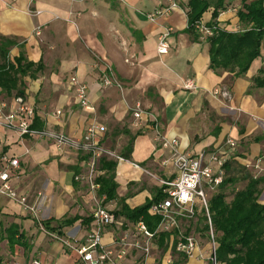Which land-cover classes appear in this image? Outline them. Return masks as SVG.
I'll list each match as a JSON object with an SVG mask.
<instances>
[{"label": "crops", "instance_id": "crops-1", "mask_svg": "<svg viewBox=\"0 0 264 264\" xmlns=\"http://www.w3.org/2000/svg\"><path fill=\"white\" fill-rule=\"evenodd\" d=\"M230 1L218 21L221 28L236 32L243 25ZM171 2L0 0V36L13 41L8 61L17 67V58L24 56L32 64L17 75L19 82L14 89L7 91L0 86L4 113L18 107L21 98L34 108L43 128L72 138L80 139L91 126H105L99 138L124 158L117 162L115 180L118 197L131 208L145 204L161 188L162 180L176 175L172 149L162 145L146 118L134 116L138 104L157 115L161 134L177 139L179 152L197 155L205 151L210 155L221 149L226 175L236 167L264 178V87L255 85V79L264 77L260 72L264 69V48L239 77L230 71H216L210 66L209 43L186 32L188 0L177 1V9L156 21L147 18L150 10ZM212 11L203 15V24L212 20ZM168 28H172L170 48L161 55L159 38ZM108 68L113 70L115 83L104 87ZM73 77L86 85L92 109L80 105ZM189 79L196 81V90L184 88ZM216 88L228 89L231 96H213ZM132 137V150L126 157ZM4 156L18 159L19 168L11 172L12 184L35 208V214L31 213L18 201L0 194L1 228L15 225L17 235H23L29 246L11 247L8 239L0 242L11 251L12 259L6 264L34 258L75 264L77 255L64 241L78 244L86 239L92 222L84 219L91 217L95 207L86 181L76 179L87 172L86 156L71 147L59 148L47 139L22 137L17 122L8 123L0 113V171ZM260 202L264 203V184ZM106 206L114 211L118 200ZM67 218L77 220L60 228L58 221ZM51 219V226L58 228L54 231L43 224ZM119 233L115 227L106 228L104 241L110 243Z\"/></svg>", "mask_w": 264, "mask_h": 264}, {"label": "built area", "instance_id": "built-area-1", "mask_svg": "<svg viewBox=\"0 0 264 264\" xmlns=\"http://www.w3.org/2000/svg\"><path fill=\"white\" fill-rule=\"evenodd\" d=\"M178 7V2L173 0L171 4L157 8L154 13H148L147 18L156 21L159 16L168 14ZM196 26L202 34V39L214 34V29L201 21ZM171 32L172 28H168L159 38L158 52L161 55L169 51ZM114 83L113 70L108 68L102 84L108 87ZM72 84L76 88L80 105L85 109H92L86 85L80 83L75 77L72 78ZM184 88L196 90L198 87L195 80L189 79L185 82ZM211 94L223 98L231 96L228 89L221 88L214 89ZM17 101L18 107L6 114L4 113L6 104L0 100V113L1 118L6 119L8 123L17 122V128L22 137L47 139L59 148L71 147L86 156L87 172L84 175H77L76 179L86 181L90 200L95 203V207L91 214L92 226L86 239L78 244L64 241V244L77 255L75 264H222L217 256V233L213 225L208 198L209 191L219 188L227 177L224 169L226 161L223 159L221 149L210 155L205 151L197 155L179 152V141L170 140L161 134L157 115L144 110L141 104L136 106L134 116L137 119L146 118V123L150 122L157 130L158 139L162 145L172 149V160L176 167L175 176L161 181L163 199L154 203L149 210L151 215L161 218L157 229L151 231L143 221L132 223L124 217H117L106 206V196L100 194L99 179L105 173L101 168L102 160L115 162L124 160L101 142L99 135L106 131L105 126L94 125L87 128L80 139L53 129L36 128L34 127V108L27 106L21 98ZM57 114H61V111H57ZM228 145L234 147L236 143L228 141ZM2 162L4 169L0 171V194L18 201L25 210L35 214V208L28 205L27 195L20 194L12 184L11 172L19 168L18 159L4 156ZM200 213L205 216L209 227L206 238L201 232L190 230L191 223L197 222ZM108 227H115L124 233L114 236L110 243H106L104 232ZM131 233L134 235L132 241H130ZM162 234L169 235L166 240L167 247L163 248L161 256L155 257L153 251L155 248L157 250V245H160ZM131 254L137 255L134 261H128ZM22 264L57 263H45L41 259L34 258Z\"/></svg>", "mask_w": 264, "mask_h": 264}, {"label": "trees", "instance_id": "trees-1", "mask_svg": "<svg viewBox=\"0 0 264 264\" xmlns=\"http://www.w3.org/2000/svg\"><path fill=\"white\" fill-rule=\"evenodd\" d=\"M241 5L237 16L243 28L236 32L219 26V16L229 6L226 0H188L186 6L188 16L186 32L191 33L195 39L202 37L197 29V23L212 8V20L208 26L214 29V34L205 38L210 45V66L216 71H230L234 73V77L245 74L253 61L261 56L264 48V0H241ZM12 46L13 41L10 38L0 36V86L7 91L17 86L19 73H25L32 67L24 56L17 58V67L8 61V53ZM260 72L263 75L264 69ZM255 85L264 87V77L255 79ZM34 127L43 128L37 117ZM132 144L133 137L126 147V157L132 150ZM116 166L117 162L113 160H102L101 168L105 173L99 179L100 194L106 196V203L118 200V207L113 211L117 217H124L132 223L143 221L151 231H155L161 218L151 215L149 210L154 203L163 199L162 188L156 189L153 197L145 204L131 208L125 203L124 198L118 197V184L115 180ZM235 168L231 170L236 173L240 172L246 178V187L236 191L232 200L227 201L224 189L229 182L235 180L226 177L219 187V192L213 194L210 199V212L217 233V256L222 264H264V203L260 202L264 178L245 174L244 168H238L239 170ZM76 220L77 218H67L58 221L59 227L72 225ZM84 221L90 223L92 217ZM52 222L53 219L43 224L48 230L54 231L58 228L52 227ZM2 225L0 222V242L8 239L11 247L23 244L28 249L26 238L23 235H17L15 225L8 229H2ZM208 229V224L205 223L203 230L207 232ZM168 238V234H162L160 237V246L164 249L167 247Z\"/></svg>", "mask_w": 264, "mask_h": 264}, {"label": "rangeland", "instance_id": "rangeland-1", "mask_svg": "<svg viewBox=\"0 0 264 264\" xmlns=\"http://www.w3.org/2000/svg\"><path fill=\"white\" fill-rule=\"evenodd\" d=\"M153 1H155V0H153ZM177 1H181V0H177ZM152 3H154V2H152ZM230 6H231V9L236 8L237 10H239L242 6L241 0H234V1L231 0ZM155 11H156V8H154L153 10H150L151 13L152 12L154 13ZM237 29L240 30V27H238ZM232 171L233 170L227 171V177L235 180L234 182H229V184L224 189L226 191L225 193L227 195V201L232 200L233 195L237 191V189L241 190V189L245 188L247 185V180H246V178L243 177V175L242 176L240 175L239 177H237L236 175L232 174ZM245 172L247 173V170ZM217 192H219V188L215 189L214 191H209V194H208L209 195L208 196L209 205H210L211 196ZM205 223H206L205 216L202 213H200L197 222L191 223L190 230L201 232L203 234V237L206 238V235H207L206 230H203ZM125 230H127V228H125ZM123 233H124V231L120 232L119 234L123 235ZM128 233H130V232H128ZM133 239H134V235L131 233L130 241H132ZM153 252H154L155 257L161 256L163 254V248H161L160 245H157V250L155 248V250ZM132 255H133V257H132ZM135 256H137V255H135V254L129 255L128 261H132V260L134 261L136 259ZM0 259H1L0 264H6L7 262H9L12 259L11 251L5 243L2 246L0 245Z\"/></svg>", "mask_w": 264, "mask_h": 264}]
</instances>
